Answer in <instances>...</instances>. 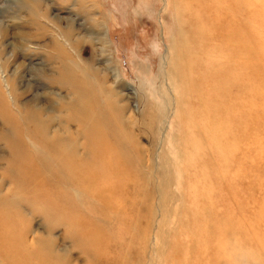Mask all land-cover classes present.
<instances>
[{"label":"rangeland","instance_id":"1","mask_svg":"<svg viewBox=\"0 0 264 264\" xmlns=\"http://www.w3.org/2000/svg\"><path fill=\"white\" fill-rule=\"evenodd\" d=\"M233 1L0 0V264H264V0Z\"/></svg>","mask_w":264,"mask_h":264},{"label":"bare ground","instance_id":"2","mask_svg":"<svg viewBox=\"0 0 264 264\" xmlns=\"http://www.w3.org/2000/svg\"><path fill=\"white\" fill-rule=\"evenodd\" d=\"M208 0H198V1H193V0H190V3L192 4V7H191V9L192 10H190V12L192 13V14H194V13H196V10H198L199 11V14H202V15H212L213 13H215L216 11H218L219 12V9H221V7L219 6V3H216L215 5H213L212 6V8H207L206 7V5L204 4V3H206ZM218 2H222V1H225V2H227L228 1V3L232 6V10H231V8H229L228 7V9L226 10V12H228V14L229 15H232V13H235V10H234V1L233 0H217ZM203 3V4H202ZM194 12V13H193ZM196 15V14H195ZM197 16V15H196ZM210 17H212V16H210ZM224 17H227V15H224ZM215 21V20H214ZM225 22V21H224ZM224 22H220L219 24L218 23H216V22H212V23H210L211 24V28H212V30L213 29H215V33L212 35V38H209V40H211V43L212 44H215V45H231V47L232 48H234V51H235V45L238 43V33H237V19L236 20H234V19H232L231 20V23L230 24H228V23H226V24H224ZM196 22L194 21L193 22V24H195ZM202 27H203V31H204V29L205 28H209V24H207V23H204L203 25H202ZM192 29H196V28H192ZM196 31V30H195ZM221 31V32H220ZM225 31H228V33H226ZM219 32H220V34H219ZM209 40L207 39V37H205V35H196L195 37H192V38H190L189 39V43H190V45H192L193 47H196V48H198L199 50H206L207 48H208V45H210L209 44ZM217 52V51H216ZM233 52V50H231V54H233L232 53ZM231 54H229V56H231ZM66 75H68V74H66ZM62 77L63 78H61V80L63 81V82H68V87L71 89V90H73V91H80V90H82L81 88V86H80V84H78L77 82H75L74 80H70L69 78H68V76L66 77V76H64V75H62ZM65 78V79H64ZM220 85V84H219ZM219 85L218 86H215L214 85V88H211L210 87V89L212 90V91H216V93L218 94V96H219ZM201 89V88H200ZM202 91H203V89H201ZM75 91V92H76ZM83 91V90H82ZM195 94H197V95H200V94H203L199 89H196V92H195ZM72 108V110L74 111V107L73 106H71ZM5 113H7V112H5ZM7 114H9V113H7ZM31 114V113H30ZM13 116V115H12ZM12 116H9L10 118L12 117ZM26 119V121L28 122V123H30V120H29V118L28 117H26L25 118ZM12 120L14 121V123L15 124H12L11 123V125L12 126H18V124L17 123H19V121H17V117H15V118H12ZM16 121H17V123H16ZM20 124V123H19ZM102 125H104V124H102ZM36 136H38V137H40V139H42V138H44L43 137V135H42V133H39V131L37 130V129H35V131L33 132ZM101 133V132H100ZM100 133L98 132V131H94V133H90V135H91V139L93 140V142L95 141L98 145H97V147H95V148H93V153H94V157H95V159H96V161H98V162H101V161H103V157H102V154L104 153V152H106V153H111L112 151L110 150V147H111V145H110V141H108V139L106 140L107 141V143H105L106 141H104V143H102L103 141H101L100 140ZM99 134V135H98ZM111 136V135H110ZM112 137V136H111ZM115 140V139H114ZM109 145V146H108ZM19 146V150L18 151H16V152H20V153H22V154H24V153H26L27 151L25 150V149H27V148H25L24 149V147H22V146H20V145H17V147ZM24 151H26V152H24ZM117 149H113V153H114V155H117ZM105 153V154H106ZM114 155H112L109 159H108V161H109V163L107 164L108 166L111 164V163H113V160L116 158V156H114ZM136 157H139V155H138V153H136ZM25 160V159H24ZM28 161H29V163L27 162V164H25V165H23L21 162H19V164L18 163H15L16 164V166H20L21 168H23L24 170H26L27 169V172L26 173H29V172H31V173H33V171H32V169L34 168V167H36V165H35V161H32V160H30L29 158H28ZM31 162H33L34 163V166L32 165V163ZM62 164V165H61ZM61 164H59V166L63 169L64 168V170L65 171H70L71 169H70V164H71V162H69V161H63ZM107 165H105V163L101 166V167H103L104 169H107ZM58 166V167H59ZM59 169V168H58ZM72 171V170H71ZM91 173L92 174H98V172H96V171H91ZM34 174V173H33ZM68 179L70 178V179H72L70 176L69 177H67ZM63 182V181H62ZM88 183V182H87ZM106 183H107V187H109V190H111V191H114V189H111V187H110V181L108 180V181H106ZM98 187V189L99 190H103V188L102 187H100L99 188V185L97 186ZM100 193H104V190H103V192L102 191H100L99 193H97V194H100ZM96 194V195H97ZM100 198H101V196H100ZM5 230V228L3 229V234H1L0 235V241L1 240H6L7 242H8V240L10 239V235H9V231H4ZM98 254H99V252H98ZM98 254H92L91 255V257H92V260L95 262V263H97V264H104V261L103 260H101L100 259V257L98 256ZM5 263L6 264H13L11 261L10 262H8L9 261V257H7V256H5Z\"/></svg>","mask_w":264,"mask_h":264}]
</instances>
